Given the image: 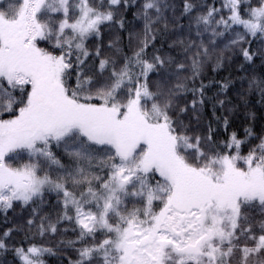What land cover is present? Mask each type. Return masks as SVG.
Segmentation results:
<instances>
[{
  "label": "snow or ice",
  "instance_id": "1",
  "mask_svg": "<svg viewBox=\"0 0 264 264\" xmlns=\"http://www.w3.org/2000/svg\"><path fill=\"white\" fill-rule=\"evenodd\" d=\"M0 264H264V0H0Z\"/></svg>",
  "mask_w": 264,
  "mask_h": 264
}]
</instances>
